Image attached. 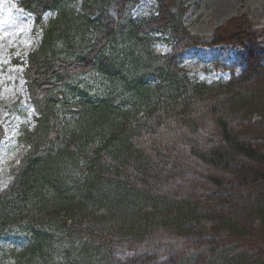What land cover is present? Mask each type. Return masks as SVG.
Returning <instances> with one entry per match:
<instances>
[{
  "label": "trees",
  "instance_id": "16d2710c",
  "mask_svg": "<svg viewBox=\"0 0 264 264\" xmlns=\"http://www.w3.org/2000/svg\"><path fill=\"white\" fill-rule=\"evenodd\" d=\"M74 1L18 2L42 28L23 72L36 123L0 192V234L18 227L28 244L0 264H264V56L251 21L203 37L184 26L183 0H155L142 19L140 0ZM162 37L170 50L155 53ZM226 44L245 49L241 72L193 81L190 49Z\"/></svg>",
  "mask_w": 264,
  "mask_h": 264
},
{
  "label": "rangeland",
  "instance_id": "374dc122",
  "mask_svg": "<svg viewBox=\"0 0 264 264\" xmlns=\"http://www.w3.org/2000/svg\"><path fill=\"white\" fill-rule=\"evenodd\" d=\"M85 0H75L70 8L80 11ZM19 0H0V127L4 132L0 140V192L11 180V169L28 150L23 139L24 130L32 131L36 112L29 100L23 72L26 56L40 43L42 28L34 27L33 16L18 6ZM186 29L198 36L210 37L214 30L233 16L245 14L252 26L247 33L256 37V47L264 56V0H183ZM153 0H140L131 10L135 19L150 15ZM109 11L114 13L112 6ZM54 16L47 12L43 26ZM170 44L159 38L153 45L155 53H165ZM245 49L237 45L193 47L184 56L183 66L196 82L212 85L229 79V69L242 70ZM79 81L97 88L100 80L95 75H85ZM28 244L23 231L14 227L0 234V258L12 250L21 251Z\"/></svg>",
  "mask_w": 264,
  "mask_h": 264
},
{
  "label": "bare ground",
  "instance_id": "6f19581e",
  "mask_svg": "<svg viewBox=\"0 0 264 264\" xmlns=\"http://www.w3.org/2000/svg\"><path fill=\"white\" fill-rule=\"evenodd\" d=\"M243 67H244V66H243ZM233 72L237 75V74H239V73L241 72V70H240L239 72H237V71H236V68L233 67ZM26 246H27V245H26ZM26 246H25V247H26ZM25 247H24L22 250H24ZM22 250H21V251H22ZM12 251H14V250H12Z\"/></svg>",
  "mask_w": 264,
  "mask_h": 264
}]
</instances>
